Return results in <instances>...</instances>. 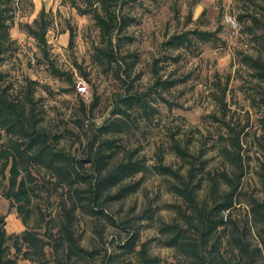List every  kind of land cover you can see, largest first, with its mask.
Instances as JSON below:
<instances>
[{
  "label": "trees",
  "instance_id": "16d2710c",
  "mask_svg": "<svg viewBox=\"0 0 264 264\" xmlns=\"http://www.w3.org/2000/svg\"><path fill=\"white\" fill-rule=\"evenodd\" d=\"M130 1L136 0H84V5L70 0L79 13L90 14L98 29L100 44L93 47V59L110 69V64H115L116 72L112 73L119 79L120 74L129 76L132 68L126 60L131 55L121 52L123 44L132 41L126 34L135 20L128 9ZM234 3L240 32L264 43V0ZM16 5L17 0H0V195L15 209L24 228L7 232L5 217L0 215V264H18L19 260L30 264H96L101 251L81 241L79 226L86 218L97 233L103 220L127 232L116 244L118 251H104L103 264H160L159 257L148 248L149 241L140 239V225L130 217L117 221L107 211L112 202L136 192L150 172L170 177L167 188L177 197L176 202L167 203L172 217L159 219L157 224L161 244L176 251L168 264H255L264 247V200L253 197L248 202L251 220L247 226L239 227L229 212L241 202L242 129L225 123L229 129L209 137L210 145L222 157L220 167L210 168L203 157L206 150H190L175 131L168 133L167 143L180 159L178 167L161 159L150 164L140 148L126 147L114 139L139 129L140 121L146 127L156 110L154 99L148 98L147 92H138L131 79L107 121L85 126L94 102L78 99L81 116L76 117L74 125L48 124L43 97L37 94L39 86L47 92L48 85L28 77L14 85L6 81L1 69L7 53L14 49L15 39L9 28ZM22 28L34 39L42 56L49 59L47 12L41 9L31 23H22ZM211 36L210 31L193 29L172 35L166 44L169 50H180L194 40L205 42ZM72 43L70 33L68 45ZM178 54L169 52L165 56L176 59ZM243 55L258 82L249 97L261 109L257 146L264 154V57ZM53 73L74 85L73 72L54 67ZM173 82L159 80V87L167 89ZM224 93L223 88L221 94L218 90L213 94L224 103ZM208 116L224 126L223 117L213 112ZM42 201L50 207L46 209V204L43 208ZM157 209L145 208L141 218L155 220ZM250 226L256 227V244L249 238Z\"/></svg>",
  "mask_w": 264,
  "mask_h": 264
},
{
  "label": "rangeland",
  "instance_id": "374dc122",
  "mask_svg": "<svg viewBox=\"0 0 264 264\" xmlns=\"http://www.w3.org/2000/svg\"><path fill=\"white\" fill-rule=\"evenodd\" d=\"M234 2L235 0L130 1L128 9L135 20L126 34L132 41H126L121 52L131 55L126 56V60L132 63V68L129 76L124 78L120 74L119 79L113 74L116 72L113 70L115 64H110L113 66L110 69V66L93 59V47L100 44V36L90 14L79 13L70 4V0H17L9 28L10 36L15 39L14 49L7 53L1 69L6 81L14 85L21 84L26 77L48 85L47 92L40 86L37 90V94L43 97L48 124L64 125V122L74 125L76 117L81 116V112L77 110L78 99H83L88 104L94 102L85 126L90 122L99 124L107 121L117 97L123 93L126 82L131 79L138 92H147L148 98L154 99V117L146 127L140 121L139 129L113 138L126 147L140 148V153H144L150 164L161 159L165 164L178 167L180 159L168 148L167 143L168 133L175 131L176 137L183 144H188L190 150L201 147L206 150L203 157L207 158L210 168L220 167L222 157L210 145L209 137L215 138L218 133L229 129L225 123L242 129L244 176L240 186L241 202L235 203L229 212L235 223L244 227L251 220L248 202L253 197L264 200V154L257 146V136L261 133V109L249 97L258 82L251 67L244 61L243 54L264 57V43L258 38L241 33L240 27L233 31L228 26L225 15L237 18ZM77 3L84 5V0H77ZM41 9L47 12L49 20L45 35L49 59L42 56L34 39L22 28V23H31ZM193 29L210 31L212 36L205 42L194 40L187 48L169 50L166 44L168 38ZM70 33L73 34L72 46L68 45ZM169 52L173 56L179 54L176 59L167 58L165 54ZM54 67L73 72L74 85L56 76L53 73ZM159 80L174 82L166 89L159 87ZM78 85H85L87 92L79 91ZM223 88L225 102L220 103L213 93L218 90L221 94ZM212 112L224 118V126H218L210 120L208 114ZM204 142L206 143L202 145ZM169 181L168 176L147 173L136 192L120 202H112L107 209L109 215L117 221L130 217L132 222L136 221L135 225H140V239L149 241L148 248L159 257L160 264H168L176 256L173 248L161 244V236L157 232L158 220L167 221L173 215L171 209L167 208V203L177 201V197L167 188ZM49 205L42 201L43 208L46 206L47 209ZM150 206L155 209L160 207L157 209L156 219H142V211ZM0 215L5 217L7 232H20L24 228L15 209L1 195ZM89 223L86 218L79 226L82 244L98 247L101 253L96 264H103L104 251H118L116 244L127 232L103 220L97 233ZM255 229L256 227L250 226L249 238L254 244L258 241ZM224 249L228 256V248ZM18 264L30 262L19 260ZM255 264H264V247L262 256L258 257Z\"/></svg>",
  "mask_w": 264,
  "mask_h": 264
},
{
  "label": "built area",
  "instance_id": "2783aa9c",
  "mask_svg": "<svg viewBox=\"0 0 264 264\" xmlns=\"http://www.w3.org/2000/svg\"><path fill=\"white\" fill-rule=\"evenodd\" d=\"M225 21L233 31H236L238 29V22L236 21L235 17H233L232 15H225ZM78 90L83 93L87 92L85 85H78Z\"/></svg>",
  "mask_w": 264,
  "mask_h": 264
},
{
  "label": "crops",
  "instance_id": "0c3cea01",
  "mask_svg": "<svg viewBox=\"0 0 264 264\" xmlns=\"http://www.w3.org/2000/svg\"><path fill=\"white\" fill-rule=\"evenodd\" d=\"M227 1H229V0H227Z\"/></svg>",
  "mask_w": 264,
  "mask_h": 264
}]
</instances>
